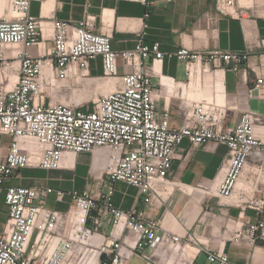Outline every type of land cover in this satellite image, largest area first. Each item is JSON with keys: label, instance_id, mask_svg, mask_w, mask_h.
<instances>
[{"label": "built area", "instance_id": "built-area-1", "mask_svg": "<svg viewBox=\"0 0 264 264\" xmlns=\"http://www.w3.org/2000/svg\"><path fill=\"white\" fill-rule=\"evenodd\" d=\"M32 1L42 0H2L0 8V134L10 137L0 162V197L8 207L0 230V264H80L93 246L97 258L89 264H127L137 249L145 247L152 249L151 256L163 247L183 253L187 244L161 228L143 208L116 206L112 186L95 197L88 190L6 181L19 177L23 168L56 169L66 156L107 147L106 179L136 187L138 199L155 208L169 195L168 175L175 149L184 139L193 146L209 141L226 145L222 177L198 186L255 211L257 218L247 229L252 241H264V123L262 132L256 133L255 117L245 113L228 125L224 105L212 98L192 101L184 119L172 127L169 114L159 113L153 94V66L165 56L159 41L146 43L139 34L133 48L115 51L111 35L95 29L94 16L76 22L36 17L29 13ZM254 7L255 0H214L216 13L229 19L242 20ZM7 44L14 46L6 50ZM260 46L264 48V40ZM172 55L183 61L188 80L199 78L200 83L209 65L238 71L247 56L219 49L202 53L185 46ZM96 58L103 75L117 78L114 89L95 98L91 108L58 101V83L88 74ZM118 58L129 67L122 74ZM263 84L260 76L253 87ZM158 85H163L160 79ZM52 194L57 201L67 196L68 207H48ZM102 214L110 225L108 234L99 231ZM126 232L134 236L132 241ZM147 259L146 264H155ZM207 259L232 264L220 249L209 250Z\"/></svg>", "mask_w": 264, "mask_h": 264}, {"label": "crops", "instance_id": "crops-1", "mask_svg": "<svg viewBox=\"0 0 264 264\" xmlns=\"http://www.w3.org/2000/svg\"><path fill=\"white\" fill-rule=\"evenodd\" d=\"M255 2L256 7L242 20L218 15L214 0H147V4L142 0H42L32 1L29 13L36 17L50 15L69 22L92 15L95 17V29L111 35V46L115 51L133 48L139 34L143 35L146 43L159 41L165 56L153 66V94L159 113L166 111L169 114L172 127L184 119L192 101L213 98L224 105L228 125L236 124L243 114L250 113L255 117L254 131L261 133L264 84L253 86L257 77L264 76V48L260 46V41L264 40V0ZM181 46L202 53L219 49L244 52L247 56L244 66L238 71L225 65H209L211 69L202 74L200 84L194 79L190 83L183 61L172 55ZM30 52L35 53V49L30 48ZM150 61L146 60L147 66H150ZM117 66L118 74L129 70L120 58ZM89 71L96 77L102 75L100 58L91 61ZM159 79L161 86L158 85ZM9 142V136L0 134V162ZM109 153L107 147H101L77 153L74 158L66 156L56 169L23 168L20 176L6 181V185L50 186L63 191L88 190L95 197L106 193L112 186V199L116 206L123 210L133 206L143 208L149 217L158 220L161 228L178 235L187 244L183 253L163 247L152 256V249L139 248L127 264L133 258L141 264H146L147 258L155 264H218L207 259V252L217 249L222 250L232 264H264V241L259 238L252 241L247 229L248 223L256 220V212L214 193H207L198 186L211 184L224 174L225 144L209 141L193 146L184 139L175 149L168 175L171 182L169 195H165L155 208L138 199L136 187L122 181L111 183L106 179ZM68 204L67 196L63 201H57L55 195L47 200L48 207L58 210H65ZM7 215L8 207L1 195L0 230ZM109 229L107 218L102 214L99 231L108 234ZM126 233V238L132 241L134 236Z\"/></svg>", "mask_w": 264, "mask_h": 264}, {"label": "rangeland", "instance_id": "rangeland-1", "mask_svg": "<svg viewBox=\"0 0 264 264\" xmlns=\"http://www.w3.org/2000/svg\"><path fill=\"white\" fill-rule=\"evenodd\" d=\"M108 77L109 76L103 75V73L101 76L96 77L92 75L89 71V73L84 76L77 75L62 80L58 83L57 86L56 99L58 101L68 103L73 106L91 108L93 103L92 101L95 98H97L99 95L108 93L103 91V88L101 87V82L103 81V79H107ZM115 80L116 81L114 82V87L116 86L117 78H115ZM97 253L98 250L93 247L91 252H89L87 255H84L80 264H89V261L90 263L94 262L97 258ZM130 264H141V262L136 261L135 258H133Z\"/></svg>", "mask_w": 264, "mask_h": 264}, {"label": "bare ground", "instance_id": "bare-ground-1", "mask_svg": "<svg viewBox=\"0 0 264 264\" xmlns=\"http://www.w3.org/2000/svg\"><path fill=\"white\" fill-rule=\"evenodd\" d=\"M14 45H9V44H7L6 46H5V49L7 50L9 47H13ZM15 79V75H12V77H11V80L13 81ZM195 81H197L198 83L200 82L199 81V78H193ZM96 80V79H95ZM192 80V79H191ZM11 81V82H12ZM98 81V80H97ZM116 80H115V77H108L107 79H103V81L101 82L102 84H101V87L103 88V91H105V92H109V91H111V90H113L114 88V82H115ZM163 81V80H162ZM217 82H219L218 80H217ZM99 83V82H98ZM164 83L166 84V81H164ZM190 83H191V81H190ZM189 83V84H190ZM200 84V83H199ZM98 85H100V84H98ZM188 85V84H187ZM187 87V86H186ZM217 88H218V86H217ZM219 89V88H218ZM184 90V89H183ZM68 157V156H67ZM63 159H65V157L63 158ZM63 159H62V161H63ZM62 161H61V165H62ZM94 248H96L97 249V247H95V246H93ZM95 261H96V259H95ZM95 261L94 262H92V263H95Z\"/></svg>", "mask_w": 264, "mask_h": 264}]
</instances>
